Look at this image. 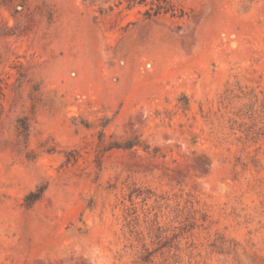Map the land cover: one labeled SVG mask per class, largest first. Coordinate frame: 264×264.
Masks as SVG:
<instances>
[{
	"label": "rangeland",
	"instance_id": "obj_1",
	"mask_svg": "<svg viewBox=\"0 0 264 264\" xmlns=\"http://www.w3.org/2000/svg\"><path fill=\"white\" fill-rule=\"evenodd\" d=\"M0 0V264H264V0Z\"/></svg>",
	"mask_w": 264,
	"mask_h": 264
},
{
	"label": "trees",
	"instance_id": "obj_2",
	"mask_svg": "<svg viewBox=\"0 0 264 264\" xmlns=\"http://www.w3.org/2000/svg\"><path fill=\"white\" fill-rule=\"evenodd\" d=\"M128 2V6H134L137 3H143L147 0H126ZM151 6L145 11L147 17H151L154 15H159L161 13H168L174 10V6L170 3L169 0H151Z\"/></svg>",
	"mask_w": 264,
	"mask_h": 264
}]
</instances>
